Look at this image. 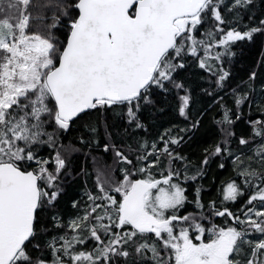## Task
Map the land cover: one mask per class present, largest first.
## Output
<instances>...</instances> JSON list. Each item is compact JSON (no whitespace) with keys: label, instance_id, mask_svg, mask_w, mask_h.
I'll return each mask as SVG.
<instances>
[{"label":"snow or ice","instance_id":"obj_1","mask_svg":"<svg viewBox=\"0 0 264 264\" xmlns=\"http://www.w3.org/2000/svg\"><path fill=\"white\" fill-rule=\"evenodd\" d=\"M32 7L0 0V264H264V119L241 107L255 101L264 115V82L255 87L264 55L225 93L233 107L220 94L237 42L264 36V9L257 14L255 0H55L41 32ZM61 29L63 39L52 35ZM190 70L204 73L205 112L218 105L220 117L221 139L197 165L177 149L205 112L151 140H113L109 115L126 122L125 133L147 131L141 114L172 95L189 121ZM81 127L85 155L111 152L113 165L95 179L81 168L77 192L67 189L73 168L57 133ZM214 157L231 159L236 178L207 206L196 184L190 202L184 185Z\"/></svg>","mask_w":264,"mask_h":264},{"label":"trees","instance_id":"obj_2","mask_svg":"<svg viewBox=\"0 0 264 264\" xmlns=\"http://www.w3.org/2000/svg\"><path fill=\"white\" fill-rule=\"evenodd\" d=\"M67 2V0H66ZM33 5L31 9L32 17L37 23L47 27V25L52 23L51 17L53 16V10L47 8L49 4H54L55 0H31ZM264 9V0H255L254 11L260 14L261 10ZM48 17V19H44ZM247 20V15L244 16ZM33 22V21H32ZM54 36L63 39L62 29L59 31H54ZM238 55L234 58L230 71L232 73L228 88L224 90L221 95H224V102L230 107H233L232 98L225 95V93L230 88H234L240 84L242 80L247 79L248 71L252 68L257 67V60L264 55V36L256 35L254 40L249 42H237L235 48ZM227 67V65H226ZM258 70V76L256 79L255 87L259 88L261 82H264V65H260ZM191 77L190 83L193 84L195 89L193 95L195 98V104L190 108L189 121H185L178 113L177 104L178 101L175 95L169 96L166 100H162L157 103L155 107H150L146 109L141 114V121L147 126V131L145 129H129L125 133L127 127L124 120H120L114 116L109 115L108 131L112 134V138L115 142L120 143L121 139L127 135L128 137H141L145 139H154L159 132H162L166 128H172L176 126L178 128H184L195 115L200 112H205L209 104H211V99L207 97H202L200 95V89L208 87L209 85L205 82L199 81V76L204 75L203 72L197 74L195 70H190L185 73ZM215 88V85H212ZM182 94V93H181ZM218 105L212 107L210 110L205 112L204 117L201 119L198 128L184 133V143L177 149L181 154H185L192 161L193 165H197L201 159H203V149L209 148L211 145L215 144L216 141L221 139L220 127L214 122V117L219 119ZM242 111L245 113L246 118L251 117L253 119L259 117L264 119V115L261 114L260 110L256 106V102L252 103L251 111H249L248 104L241 106ZM163 109L159 111L158 109ZM95 115V114H94ZM245 121H241L236 124L233 129L237 135L241 133L244 128ZM99 139L100 143L103 144L104 138V128L99 127ZM82 127L77 131H71L68 133H60L58 135L57 144H63L67 151H65V158L70 160L73 168V179L68 180L67 189L69 191H79V188L83 186V181L85 177L76 175L83 168L86 172L92 173V179H94L95 171L97 169L104 171L106 166L113 165L112 153H104L103 151H93L90 155L86 156L88 148L79 142V136L82 134ZM173 134H176L175 128L173 129ZM131 143V139L128 140ZM259 143V141H257ZM97 157L94 162L92 157ZM223 164L224 167L221 168L220 165ZM98 166V167H97ZM191 174V173H190ZM236 172L233 168L232 160L228 158L214 157L210 162L207 169L204 171L202 178L198 179L195 184L191 181L187 182L184 186L188 189V197L191 202L193 199L192 192L194 191L195 185L199 184L202 186L204 191L202 192V202L207 206V201L216 199L219 201L222 193H218V189L221 186L222 181L228 179H235ZM92 179L89 180V186L92 184ZM239 183V181H237ZM230 206L239 207V204L234 202H228ZM189 212L196 211L194 204L189 203L187 209ZM219 222V219L218 221Z\"/></svg>","mask_w":264,"mask_h":264},{"label":"rangeland","instance_id":"obj_3","mask_svg":"<svg viewBox=\"0 0 264 264\" xmlns=\"http://www.w3.org/2000/svg\"><path fill=\"white\" fill-rule=\"evenodd\" d=\"M33 21V22H32ZM31 27L33 28V30H36V31H41V32H45L47 31V27L37 23L36 21L34 20H31ZM52 34H54V32H52Z\"/></svg>","mask_w":264,"mask_h":264},{"label":"flooded vegetation","instance_id":"obj_4","mask_svg":"<svg viewBox=\"0 0 264 264\" xmlns=\"http://www.w3.org/2000/svg\"><path fill=\"white\" fill-rule=\"evenodd\" d=\"M49 130H51V129H49ZM60 133H57V135H59ZM62 134V133H61ZM49 149H47V148H45L44 149V151L41 153L42 155H45V156H47V155H49ZM62 154L65 156L66 154H65V151L64 150H62ZM98 167V166H97ZM94 179H95V176H94Z\"/></svg>","mask_w":264,"mask_h":264}]
</instances>
